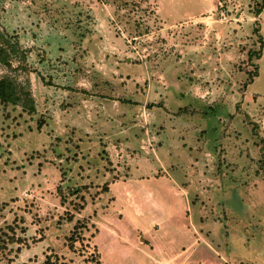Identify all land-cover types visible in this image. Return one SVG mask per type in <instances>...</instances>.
Returning <instances> with one entry per match:
<instances>
[{"label":"rangeland","instance_id":"obj_1","mask_svg":"<svg viewBox=\"0 0 264 264\" xmlns=\"http://www.w3.org/2000/svg\"><path fill=\"white\" fill-rule=\"evenodd\" d=\"M258 1L0 0V31L25 51L0 75L34 105H0V236L23 239L0 264H84L94 227L99 264H264Z\"/></svg>","mask_w":264,"mask_h":264},{"label":"trees","instance_id":"obj_2","mask_svg":"<svg viewBox=\"0 0 264 264\" xmlns=\"http://www.w3.org/2000/svg\"><path fill=\"white\" fill-rule=\"evenodd\" d=\"M264 8V0H260L254 4V7L252 8V13L254 16H257L260 11ZM254 33L256 34V42H257V49H247L246 50V59L250 62V59L255 58L258 59L261 55V49H262V39L259 34V29L254 28ZM25 57V51L21 49L18 42L16 40H11L10 37L8 38L3 32L0 31V65L11 68V60L17 59V65L19 66V59L24 60ZM246 61V62H247ZM249 66V65H248ZM22 66L20 65V67ZM24 68V67H23ZM256 64L255 61L253 65H251L250 70L248 71V75L246 77L245 82L241 83L238 90L239 92H242L244 90V87L247 83H250L252 79L257 75L256 71ZM241 71H246L245 69H242ZM0 105L2 106V111L4 113V117H8V113L6 112V108L8 105L11 106H20L22 110H24L27 114H32L34 112V105H33V98L32 95L28 89V85H21L17 83L14 79L9 77L8 75H0ZM40 120V119H39ZM40 122V121H39ZM262 181L264 182V170L261 173ZM84 187L85 186H81ZM108 182H104L101 185V191L104 192L107 190ZM79 188L70 189L69 194L77 196L81 199V203L78 205H73L75 207V210L78 211L82 208H84V201L81 195H78ZM63 201V198H60V202ZM73 215L66 214L65 218L67 222H70L72 220ZM85 228V222L84 221H78L76 220L72 228L70 230L69 235L66 237V246L70 251L75 250V242L78 240L79 242H82L83 236L81 235V230ZM11 229V227H10ZM98 230L96 227H94L93 233L90 234L89 239L87 238L86 242L82 245V248H86L87 246L91 247V251L93 252V255H88L82 259L84 264H99L100 255L99 251L97 249V246L95 243H92L90 241V238L94 237L97 234ZM16 242V243H23V239L20 237L14 236L13 233L11 235H6L5 239L1 238L0 236V252L2 249L5 248L7 243ZM18 251V247L16 248ZM38 264H77L72 263V261H63L61 260V257H59L55 253H49L46 254L43 258V260Z\"/></svg>","mask_w":264,"mask_h":264},{"label":"crops","instance_id":"obj_3","mask_svg":"<svg viewBox=\"0 0 264 264\" xmlns=\"http://www.w3.org/2000/svg\"><path fill=\"white\" fill-rule=\"evenodd\" d=\"M133 210L135 211V213L136 214H139L140 213V211H137V209H136V207L134 206V208H133ZM122 231V230H121ZM122 233V232H121ZM122 235V234H121ZM121 238H122V236H121ZM122 241H123V239H122ZM139 242H142V240H139ZM123 243H124V241H123ZM174 257H175V255H172V256H170L168 259H166V260H160V259H157V258H155V257H152V260L153 261H155V262H169V263H171V264H173V261H174ZM178 264H183V262H179Z\"/></svg>","mask_w":264,"mask_h":264},{"label":"built area","instance_id":"obj_4","mask_svg":"<svg viewBox=\"0 0 264 264\" xmlns=\"http://www.w3.org/2000/svg\"><path fill=\"white\" fill-rule=\"evenodd\" d=\"M218 8H222V5H221V3L220 2H218ZM225 11L223 10V9H221L220 11H219V18H220V20L221 21H224V20H226V18H225Z\"/></svg>","mask_w":264,"mask_h":264}]
</instances>
